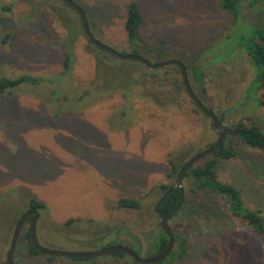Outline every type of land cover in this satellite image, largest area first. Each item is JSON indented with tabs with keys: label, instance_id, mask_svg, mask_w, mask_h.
Wrapping results in <instances>:
<instances>
[{
	"label": "rangeland",
	"instance_id": "obj_1",
	"mask_svg": "<svg viewBox=\"0 0 264 264\" xmlns=\"http://www.w3.org/2000/svg\"><path fill=\"white\" fill-rule=\"evenodd\" d=\"M72 1L84 10L92 36L122 54H131L123 23L127 5L135 3L143 18L139 34L165 53L142 57L182 62L194 95L224 127L244 121L264 132V108L253 100V68L234 50L252 28L264 27V0L238 20L219 8V0ZM96 51L78 14L61 1L0 0V78L38 79L0 93V264H6L14 227L31 199L46 206L36 222L44 248L82 253L122 246L141 258L155 257L162 231L155 211L158 186L176 181L167 177L169 159L181 158L179 151L191 158L217 141L175 65L134 72L128 64H137L133 60H113L114 70L97 79ZM127 76L139 84L133 87ZM110 88L118 92L109 96ZM147 90L164 97L154 102L137 96ZM119 91L136 97L125 101ZM236 150L219 162L218 178L239 189L245 205L264 217V152L243 145ZM182 188L187 203L168 220L178 238L174 254L160 264H264L263 236L230 215L222 200L188 194L185 180ZM121 198L137 200L141 208H118ZM202 201L209 208H201ZM28 229L24 222L14 264H140L127 255L31 256Z\"/></svg>",
	"mask_w": 264,
	"mask_h": 264
},
{
	"label": "trees",
	"instance_id": "obj_2",
	"mask_svg": "<svg viewBox=\"0 0 264 264\" xmlns=\"http://www.w3.org/2000/svg\"><path fill=\"white\" fill-rule=\"evenodd\" d=\"M257 2L258 0H219L218 5L222 11L230 14L235 20H238V18L242 15V12L246 8H253ZM142 22H143V18L139 8L135 3L130 2L127 5L126 15L123 23V30L126 36V43L128 45V48L130 49V53L140 56L142 55L146 56V54L156 53V56H158V58H163V56L165 55V53H163L164 52L163 48L161 47L150 48L144 42L143 38L139 34V28ZM7 36L2 40V43L6 42ZM95 48L97 51L93 56L97 69L96 70L97 79L101 78V75L104 76V74H110L111 71L114 70L111 68L112 65H114L112 64L113 60L120 65L127 64L124 63V60H119L112 54L103 51L97 47ZM234 50L241 53V55H245L247 58V62L253 68L252 82H253V90L255 91V98L253 100L256 102L257 106L264 108V95L258 96L257 94L259 90L264 89V27L252 28L250 31V35L247 38L242 37L239 44L234 48ZM235 51L231 50L230 56ZM104 54L108 55L109 57H106ZM69 61L70 60L67 56L64 61L65 71H67L69 68ZM158 61H164V60L158 59ZM136 63L137 64L128 63L132 67H134V69L132 68L129 69H132L135 72L136 70L145 67L138 62ZM175 67H177L178 70L180 71L178 66L175 65ZM129 69L127 71H130ZM124 72L127 73L126 71ZM117 73L119 75L121 71L118 69L114 71V74H116L114 77H117V79H119ZM194 74L196 77H198L200 71L195 69ZM150 75L152 78L156 77V74L154 73H151ZM127 77L129 79L128 83L133 84V87L139 84V82L136 81L135 79L133 80L130 79V76ZM37 80H38L37 78L31 77L29 75H21L14 79L0 78V93H3L5 90H10L16 87L20 83H24V82L35 83ZM144 85L146 86L147 84L144 83ZM161 86L158 85V87ZM249 89L250 86H248V88L246 89V94L248 93ZM116 92L118 91H116L115 88H110L108 94L110 96ZM119 93L121 94L122 98L125 101L128 99L132 100V98L134 99V97H136V96L129 97L125 93L124 94L121 93V91H119ZM137 96L138 97L140 96V98L149 97L152 99V101H154V98L158 100L162 99V97H164V94L159 93L158 90L157 92L147 90L146 93H144L143 95L137 94ZM245 97H249V96H245ZM208 109L211 112H213L211 108ZM216 118L221 123V120L217 116ZM225 132H226L225 140L222 146L219 148V150L213 152L210 156L193 164L185 172L183 180H185L186 192L193 196L202 195L208 199H211L210 202L212 203L215 202L214 200H218V199L222 200L223 205L225 206V208H227L226 210L230 215L240 218L250 230L264 237V217L261 215V211L249 209L244 203L240 190L231 184L220 181L217 175V168L219 162L227 161L235 157L237 153L236 148L238 145H243L247 148L264 152V132L261 131V129L257 125L252 123L250 124L245 123L244 121H238L229 126H226ZM213 144H210L206 148L211 147ZM178 155L181 158L179 159L170 158L168 161L169 164V172L167 174L168 178L174 176L177 177L181 168L184 166L185 162L188 159H190V157L188 156L189 157L188 158L187 155L183 154V152L179 151ZM158 187L162 190V195L160 199L157 201L155 205V209H158L159 211L163 212V211H168L170 208H173V212L170 214L168 218L169 220L178 214V212L182 209V206L186 204L187 201L186 202L184 201L183 192H180L178 188L169 192L172 186L170 187L161 184ZM181 198L183 199V202L180 207H177ZM117 206L118 208L121 209H130V210H138L141 208V205L137 200L127 199V198L119 199L117 201ZM200 206L201 208H209L208 206L210 205L207 204L206 201H202ZM45 207L46 206L42 201L31 199L29 201L28 209H36L39 211V210H44ZM72 221L73 220L70 219L68 220V222H66V224L71 223ZM26 239L28 241L27 253L31 256L39 255L40 253L35 250V248L30 242L29 229L27 230L26 233ZM175 240L176 241L178 240L176 236H175ZM182 242L183 241H181V243ZM156 244H157L156 256H158L165 249L167 244V237L162 231H160L159 236H157ZM173 254L174 252L171 251L168 254V256H172ZM113 255L117 257H122L125 254L118 252V253H114ZM165 259L166 257L162 260ZM162 260L156 264H160Z\"/></svg>",
	"mask_w": 264,
	"mask_h": 264
},
{
	"label": "water",
	"instance_id": "obj_3",
	"mask_svg": "<svg viewBox=\"0 0 264 264\" xmlns=\"http://www.w3.org/2000/svg\"><path fill=\"white\" fill-rule=\"evenodd\" d=\"M68 7L72 8L73 10L76 11L78 14L81 24L83 27V32L85 36L88 38V40L97 48L106 51L116 58L120 60H133L136 61L145 67L155 69L159 67H164V66H169V65H176L179 67L180 72H181V77L182 81L185 87V90L187 94L189 95L190 99L192 102L204 113L206 116L210 119L211 122V127L213 128L214 131H216L218 138L217 141L209 148H206L202 150L201 152L193 155L190 159H188L184 166L181 168L179 174L176 177V181L169 190L171 192L172 190L178 188L180 192H183L182 188V180L184 177L185 172L195 163L198 161L210 156L213 152L219 150V148L222 146L225 140V127L218 121L216 118L215 114L211 112L208 108H206L200 101L199 99L194 95L186 73V67L185 65L177 60H165L161 62H155L152 63L146 58L140 56V55H135V54H122L114 50L113 48L106 46L99 41H97L91 34L89 27H88V22L86 18V14L84 10L77 5L75 2L72 0H59ZM168 192V193H169ZM183 202V199L181 198L180 202L178 203L177 207H180ZM156 213L160 216V227L162 232L165 234L167 237V244L165 249L158 255L153 258H141L139 257L135 252L132 250L122 247V246H115V247H109L106 249L102 250H97V251H90V252H82V253H77V252H68V251H63V250H57V249H49V248H44L40 246L37 240L36 236V222L39 217V212L36 209H28L26 212H24L21 217L17 220V223L14 227V231L12 234V239L11 243L8 249V252L6 254V264H14L13 262V252L15 249L17 237L20 231V228L22 227L23 223L26 221L28 217H31L30 225H29V238L30 242L35 248L37 252L43 255H52V256H63V257H69L73 259H85V258H93V257H99V256H106V255H112L114 253H124L128 257H130L133 261L140 263V264H156L160 262L162 259L168 256V254L172 251L174 242H175V236L168 224V218L170 214L173 212V208H170L168 211H159L158 209L155 210Z\"/></svg>",
	"mask_w": 264,
	"mask_h": 264
},
{
	"label": "flooded vegetation",
	"instance_id": "obj_4",
	"mask_svg": "<svg viewBox=\"0 0 264 264\" xmlns=\"http://www.w3.org/2000/svg\"><path fill=\"white\" fill-rule=\"evenodd\" d=\"M156 210V209H155ZM31 217H28L25 222H28L30 225Z\"/></svg>",
	"mask_w": 264,
	"mask_h": 264
}]
</instances>
